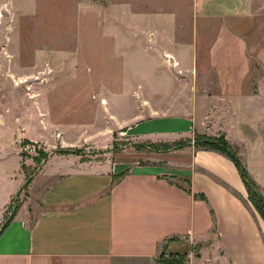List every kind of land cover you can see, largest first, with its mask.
<instances>
[{
  "label": "crops",
  "instance_id": "crops-1",
  "mask_svg": "<svg viewBox=\"0 0 264 264\" xmlns=\"http://www.w3.org/2000/svg\"><path fill=\"white\" fill-rule=\"evenodd\" d=\"M113 2L115 53L128 55L135 69L146 61L172 66L185 88L163 109L148 96L145 119L124 133L152 145L190 143L144 164L56 154L25 190L23 141L42 143L56 132L61 147L77 144L65 140L59 123L48 126L37 116L29 124L27 106L13 113L11 125L0 118V227L17 206L0 235V264H156L165 244L187 251L186 264H264V220L238 169L194 144L197 136L224 137L264 189V0ZM125 22L132 30H118ZM140 38L150 46H123ZM200 69L205 89L192 95L187 87L197 85ZM35 101L42 114L43 98Z\"/></svg>",
  "mask_w": 264,
  "mask_h": 264
},
{
  "label": "rangeland",
  "instance_id": "rangeland-1",
  "mask_svg": "<svg viewBox=\"0 0 264 264\" xmlns=\"http://www.w3.org/2000/svg\"><path fill=\"white\" fill-rule=\"evenodd\" d=\"M114 6L113 0H0V118L11 125L13 115L27 106L29 124L37 116L48 126L59 123L66 128L65 140L77 144L61 147L56 132L44 135L42 143L23 141L25 190L56 154L124 164L156 163L170 156V152H154L149 149L151 142L134 140L124 132L132 122L145 119L148 96L159 109L179 100L176 94L185 90L181 75L172 66L167 72L148 61L135 69L128 55L115 53L118 44L109 21ZM132 25L122 23L118 30L130 31ZM134 26L147 29L148 24ZM122 42L127 49L150 46L143 38ZM206 59L207 53L202 52L204 66ZM165 63L171 64L168 58ZM202 71L197 72V85L187 87L188 93L203 94ZM173 75L179 85L172 83ZM23 98L28 100L26 105ZM36 98H43L42 114ZM258 188L264 197V189ZM16 209L14 203L11 210ZM157 264L183 261L161 251Z\"/></svg>",
  "mask_w": 264,
  "mask_h": 264
},
{
  "label": "trees",
  "instance_id": "trees-1",
  "mask_svg": "<svg viewBox=\"0 0 264 264\" xmlns=\"http://www.w3.org/2000/svg\"><path fill=\"white\" fill-rule=\"evenodd\" d=\"M190 142H179L176 143L175 145H151V147H149V149H154V152H159L161 150H169L171 148L174 149H182L186 146H188ZM196 148L202 149V150H211V151H215L218 153H221L223 155H225L227 158H229L236 166V168L238 169L241 178L247 188L248 194H249V200L252 203L253 207L257 210V212L260 214V216L263 218L264 220V197L262 195V193L260 192V190H258V186L257 184L252 180V178L250 177L248 171L246 170L241 158L239 157L237 151L229 144V142L224 138V137H220V138H209V137H204V136H197L194 142ZM122 178V176H120ZM120 178H118L119 180ZM202 199H205L204 197H201ZM17 210L12 211L10 216L6 219V221L4 222V224L0 227V235L2 234V232L8 227V225L10 224L11 220L13 219L15 213ZM174 241V240H172ZM170 240L167 242L169 243ZM201 245L195 246L192 248L193 253L195 254V257H199V251L201 249ZM163 253H165V251L169 252L170 255H174L176 257H180L183 261V264L187 263V253H176V252H172L168 249V245H164L163 247ZM163 255V254H162ZM157 264V263H156Z\"/></svg>",
  "mask_w": 264,
  "mask_h": 264
}]
</instances>
